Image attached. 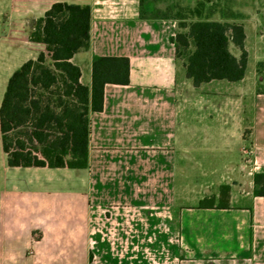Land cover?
Wrapping results in <instances>:
<instances>
[{
	"label": "crops",
	"instance_id": "1",
	"mask_svg": "<svg viewBox=\"0 0 264 264\" xmlns=\"http://www.w3.org/2000/svg\"><path fill=\"white\" fill-rule=\"evenodd\" d=\"M58 2L91 7L90 49L72 59L81 83L91 86L94 57H125L130 84L106 85L103 111L90 113L88 168L7 164L42 172L38 185L73 203L21 209L0 190V264H264V197L254 194L264 76L246 24L236 22L249 55L237 83L195 87L171 41L178 22L142 19L141 0H0V56H11L7 42L33 52L22 65L45 52L30 33ZM212 197L214 208L200 207Z\"/></svg>",
	"mask_w": 264,
	"mask_h": 264
},
{
	"label": "trees",
	"instance_id": "2",
	"mask_svg": "<svg viewBox=\"0 0 264 264\" xmlns=\"http://www.w3.org/2000/svg\"><path fill=\"white\" fill-rule=\"evenodd\" d=\"M141 18H148L143 0ZM90 32L89 5L58 2L35 22L30 42L43 44L46 51L10 76L0 105L9 167L88 168L90 113L103 111L106 85L130 84V60L125 57H94L92 84L81 83V69L72 59L90 49ZM171 41L195 87L214 80L237 83L246 76L249 55L242 24L210 19L179 23ZM254 183V194L264 197V175H255ZM229 191V186L221 187L218 208L226 207ZM199 205L214 208L216 198Z\"/></svg>",
	"mask_w": 264,
	"mask_h": 264
},
{
	"label": "rangeland",
	"instance_id": "3",
	"mask_svg": "<svg viewBox=\"0 0 264 264\" xmlns=\"http://www.w3.org/2000/svg\"><path fill=\"white\" fill-rule=\"evenodd\" d=\"M149 4L147 17H167L164 20H175L178 24H190L200 19L245 23L249 33L250 51L255 55V63L259 62L260 74L264 76V66L260 67V64L264 65V61H261L264 60V0H150ZM18 44L19 42H7V45L13 46L8 54L11 56H0V93L4 85L7 86L13 71L19 69L23 61L33 53L29 50L26 54L24 51L20 52L21 46ZM23 44H26L25 41ZM232 50L237 54L233 46ZM6 161L1 148L0 133V190L3 189L21 209L27 208L32 201L34 207L42 201L52 202L54 207L66 202L73 203L71 199L59 198L56 191H49L38 185L37 179L44 176L42 172L35 169H11L7 167Z\"/></svg>",
	"mask_w": 264,
	"mask_h": 264
}]
</instances>
